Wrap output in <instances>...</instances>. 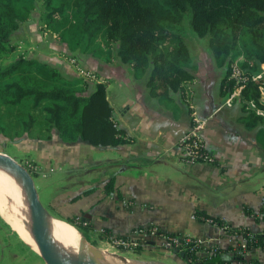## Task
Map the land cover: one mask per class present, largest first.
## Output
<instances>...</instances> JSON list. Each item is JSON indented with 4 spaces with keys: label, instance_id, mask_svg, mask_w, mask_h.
<instances>
[{
    "label": "crops",
    "instance_id": "1",
    "mask_svg": "<svg viewBox=\"0 0 264 264\" xmlns=\"http://www.w3.org/2000/svg\"><path fill=\"white\" fill-rule=\"evenodd\" d=\"M245 59L243 53L237 57L239 64ZM86 61L108 81L119 76L101 58L88 56ZM193 65L195 77L186 85L191 87L194 108L180 94L169 100L149 97L146 77L134 79L131 68V110L121 113L131 111V134L114 109L115 120L131 135V148L127 144L95 146L84 140L65 142L58 135L49 140L22 135L13 142L38 152V159H31L39 166L36 175L42 183L53 179L57 189L63 185L56 193H52L53 186L45 187L41 198L33 177L44 209V243L57 261L189 264L160 238L147 239L137 250H122L110 243L111 235L128 237L136 228L150 225L163 233L196 238L206 248L237 247L245 242L241 234L199 220L196 210L220 217L234 228L264 229L263 222L244 211L263 206L264 117L245 106L242 95L227 104L228 67L218 65L210 53L201 48ZM260 87L264 99V83ZM194 115L206 120L202 135L215 162L190 164L181 158L179 141ZM89 146L117 149L122 154L100 156ZM68 163L72 169L66 172L61 164ZM109 165L116 168L111 174L93 177L95 169ZM111 178L114 185L109 187ZM69 217L84 220L91 228L83 230ZM31 232L35 243L0 211V264H49L35 239L33 223ZM246 257L252 262L236 264H264V249L250 250Z\"/></svg>",
    "mask_w": 264,
    "mask_h": 264
},
{
    "label": "trees",
    "instance_id": "2",
    "mask_svg": "<svg viewBox=\"0 0 264 264\" xmlns=\"http://www.w3.org/2000/svg\"><path fill=\"white\" fill-rule=\"evenodd\" d=\"M25 1L28 0H0V54L5 44L11 45L10 37L20 27L22 18L16 5ZM43 3L49 13L54 12L51 8L54 0H43ZM77 8L82 14L77 25L81 53L88 55L95 38L103 33L107 45H116L115 55L120 65L132 68L134 79L146 77L149 97L169 100L180 94L185 98L184 85L195 77L193 51L187 42L190 32L199 38H208L212 57L218 65H226L228 73L242 53L246 59L240 67L248 75L264 73V0H77ZM19 64L0 69V76L11 77ZM55 71L51 70L52 75ZM263 83L264 75L245 86L241 94L245 106L254 100L263 107L260 87ZM91 86L84 94L65 87L25 88L16 83L7 88L8 92L13 90L14 99L11 98L15 105L26 99H32L35 106L50 101L44 109L50 127L44 140L58 135L65 142L84 140L95 146L129 143L127 131L114 125L115 110L108 98L107 85L100 82ZM234 86L233 81H228V94L234 91ZM32 129L24 128L21 136L32 137ZM209 160L215 162L214 157ZM113 185L111 178L107 186ZM244 211L264 223V199L258 211L250 207ZM195 216L218 224L230 233L243 235L246 248L241 249L240 245L206 248L190 237L182 241L186 249L180 253L189 264L252 262L246 253L258 247L264 249V229L255 232L244 226L234 228L203 210H196ZM67 220L83 230L91 228L89 223L76 217Z\"/></svg>",
    "mask_w": 264,
    "mask_h": 264
},
{
    "label": "rangeland",
    "instance_id": "3",
    "mask_svg": "<svg viewBox=\"0 0 264 264\" xmlns=\"http://www.w3.org/2000/svg\"><path fill=\"white\" fill-rule=\"evenodd\" d=\"M16 8L21 14L22 22L19 29L10 37L11 45L5 44V48L0 54L1 70L15 63H20L11 77L3 78L0 76V152L12 157L20 165L24 164V161L32 160L31 158L38 159V152L28 150L26 146H20L13 142L21 137L24 128L32 127L31 138L40 140L45 139L50 130L46 120L47 114L44 110L50 104V101L35 106L32 99H26L15 105L13 104V90L8 92L7 86L16 83L25 88L52 89L54 87H65L84 94L89 86L96 84L80 75L79 69L69 61L70 57L78 58L83 65L82 68L85 67L97 74L99 72L87 63L88 56L105 60L112 65L111 67H113L115 73L119 72V76L112 77L109 81L107 77H102L100 73L98 76L101 79L100 81L107 85L109 101L114 109L119 112L118 120L131 134V111L128 115L121 114L126 109L130 108L131 110V68L120 65L115 55L116 45H107L103 33L95 38L94 43L87 52L88 55L85 56L81 53L82 50L79 45L81 34L77 25L82 14L77 8V0H54V5L51 7L53 13H49L50 10L45 7L43 0L21 2L16 5ZM207 39L199 38L194 32H190L187 42L191 51H193L192 63L201 52V48L204 52L211 54ZM11 46L15 49L12 50ZM235 61H238L237 58L233 62ZM223 67L225 68L226 65H223ZM52 69L56 70L55 75H52ZM127 146L131 148V141L127 143ZM89 147L97 151L96 154L100 156L104 154L119 157L122 154L117 149L100 150L94 146ZM61 165L66 172L72 169L69 163L68 165ZM113 169L116 168L111 165L103 167V170L95 169L93 177L100 179L102 176L111 174ZM28 172L34 177L41 198L43 196L42 190L45 187L53 186L55 190L52 193H56L63 188L62 185L57 189L53 179L42 183L39 175H36L35 172ZM24 195L28 202L25 192ZM139 247L134 249L117 248L137 250Z\"/></svg>",
    "mask_w": 264,
    "mask_h": 264
},
{
    "label": "built area",
    "instance_id": "4",
    "mask_svg": "<svg viewBox=\"0 0 264 264\" xmlns=\"http://www.w3.org/2000/svg\"><path fill=\"white\" fill-rule=\"evenodd\" d=\"M69 61L79 69L80 75L90 81L95 83H103L100 81V77L95 71L89 70L87 68H82L81 61L76 57H70ZM262 75H248L241 67L238 61H235L231 65V69L228 75V81L234 82V91L230 94L227 104H231L236 96L242 94L243 89L250 81H256L260 79ZM187 84V83H186ZM185 87V98L190 104L191 108L193 104L191 103L192 90L188 85ZM248 106L257 112L259 115L264 117V99L263 107L259 106L254 100L248 102ZM115 127H119L117 121L113 118ZM206 125V120H201L195 115L193 116L192 122L189 128L181 136L179 145L181 149V158L184 162L194 164L200 161H210L212 157L209 151L206 149L205 141L203 138V130ZM26 170L37 173L40 169L37 163L33 160L24 161L22 164ZM81 220V219H79ZM86 223V222H85ZM160 238L164 240V245L170 250L176 251L178 253L184 252L186 247L182 244L184 239H190L189 236L177 235V234H167L160 231V229L155 225H150L146 227H138L133 231V234L128 237L124 236H110V243L115 247L134 249L142 246L147 239ZM240 248H246V242L240 244ZM198 264V263H197Z\"/></svg>",
    "mask_w": 264,
    "mask_h": 264
},
{
    "label": "bare ground",
    "instance_id": "5",
    "mask_svg": "<svg viewBox=\"0 0 264 264\" xmlns=\"http://www.w3.org/2000/svg\"><path fill=\"white\" fill-rule=\"evenodd\" d=\"M24 192L28 198V191L20 178L10 170L0 167V211L30 242L35 243L31 232V208Z\"/></svg>",
    "mask_w": 264,
    "mask_h": 264
},
{
    "label": "water",
    "instance_id": "6",
    "mask_svg": "<svg viewBox=\"0 0 264 264\" xmlns=\"http://www.w3.org/2000/svg\"><path fill=\"white\" fill-rule=\"evenodd\" d=\"M0 167L8 169L16 174L28 191V201L33 219V231L41 253L49 264H62L55 259L50 249L44 243V209L39 201L33 177L22 165L17 163L12 157L2 152H0ZM181 254H183V252H181Z\"/></svg>",
    "mask_w": 264,
    "mask_h": 264
}]
</instances>
